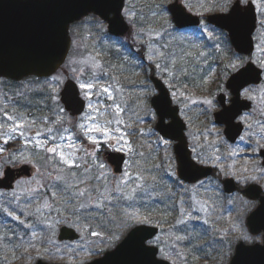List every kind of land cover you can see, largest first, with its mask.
I'll list each match as a JSON object with an SVG mask.
<instances>
[{
  "label": "snow or ice",
  "instance_id": "obj_1",
  "mask_svg": "<svg viewBox=\"0 0 264 264\" xmlns=\"http://www.w3.org/2000/svg\"><path fill=\"white\" fill-rule=\"evenodd\" d=\"M74 2L75 0H65L64 6ZM92 7L101 11L99 5H92ZM213 7L217 5L214 3ZM115 10L117 16L112 22L111 32L117 35L112 36L108 27L98 17L86 18L92 27L84 37V42L77 46L83 52L79 58H73L64 64V68L71 74L70 82L65 89L64 101L69 108L80 105L81 109H87L81 112L75 122L66 119L67 113L65 108L60 106L58 90L51 87L52 83L56 85L63 83L61 74L52 76L50 81H46L50 89L47 99L51 100L54 105L50 116L12 115L6 108H0L4 120L0 122V143L7 144L11 140L19 139L25 147V151H20L19 154L10 153L7 159L0 163V182L4 181L6 175L5 166L32 165L33 160L30 157L33 154L40 158L43 166L42 171L40 168L37 169V175L40 177L38 180L33 177L26 181H16L17 186L30 185L34 182L35 187H25L20 191L13 188L11 198L6 201L8 206L0 203V214L5 217L3 227L0 228V248L7 249L14 258H18L16 253L19 251L21 257L31 261L34 258L30 254L31 251H35L38 257L42 256L37 243L55 245L56 242L51 238L46 239L44 233L50 232L54 235L52 230L55 225L62 222L67 223L68 219L52 220L50 217L53 211L58 217H63L64 212L71 213L76 217V223L80 222L81 217L93 218V213L96 214L94 217L96 219H103L107 216L109 220L118 221L120 228L128 231L121 246L134 244L145 257L142 264H162L164 260L175 264L170 252L165 251V247L176 249L177 244L182 241L192 244L195 240L196 245L194 246L201 251L207 247L206 241L203 245L200 244L202 237L199 233L177 235L172 245L162 247L161 238L142 227L151 224L149 217L141 214L145 202L154 200L158 196L162 197L165 192L171 193V189L164 187L161 191H157L163 184L162 179L155 174L160 166L149 164L145 153L134 149L127 139L126 129L131 128V125L126 124L123 118L127 110V102L122 99L124 88L115 73L126 71L125 65L140 66L143 59H147L154 64L158 75L167 76L169 80L180 81L183 77L192 81L194 86H199L195 83L199 77L203 83H207V77L216 71L214 67H211L210 60L219 58L216 54H222L224 51L221 44L226 45L229 39V33L220 29H228L233 40L241 38L246 29L251 32L257 24L264 29V0H234V2L224 0V3L219 6V14L211 18L219 24L220 28L217 29L215 25H212L209 30V23L200 19L195 21V34L189 36L180 31L190 19L188 14L191 13V7L188 0H176L171 7H169V0H159V3H155L150 8V18L163 20L160 29L151 27L143 15L138 16L136 11L124 7L123 4L116 6ZM169 13H173L174 16L169 18ZM257 13L259 19H257ZM102 14L106 17L105 13ZM121 18L131 26L129 37L137 45L135 49L128 44L127 40L119 37L116 25L122 22ZM84 23L85 21H81L71 31L79 32ZM59 38L60 30L53 24L49 30L46 46L55 50ZM89 40L93 42L87 43ZM202 40L212 41L210 48L214 51L202 47L200 44ZM255 47L264 54V47L259 44ZM140 49H144V52L141 53ZM112 56H115L121 63H112ZM133 57L136 59L134 60ZM223 67L226 70L222 73L223 75L232 73V80L239 82L236 90L237 98L254 100L264 89V84L256 86L249 84V79L253 74L259 78L260 74L264 73V55L254 59L233 53ZM0 71L3 69L0 68ZM169 80H164V83L171 89L173 84L169 83ZM137 87L139 88L138 106L147 108L150 113L149 118L157 121V126L166 133L180 125V121L176 118L178 109L170 107L173 101L179 104L177 93L179 97L188 101L184 105L186 109L189 104L197 103V101H192L191 97L185 96L184 92L179 89L170 93L172 97L170 101L169 94L157 93L146 81H140ZM184 87L186 89L187 85ZM218 90L221 93L219 104L224 109L221 115L224 116L231 110L226 106L230 102L234 104L235 101H231L229 90L222 85H218ZM260 98L264 101V96ZM214 99V97L206 98L199 102L214 109L216 107ZM105 101L111 103H105ZM149 101L155 105V110L151 108ZM167 117L172 118L170 122H166ZM37 119L43 122L42 128L37 127ZM239 119L243 122L245 116L241 115ZM248 127L251 128L252 125L249 124ZM261 130L264 132V125ZM138 131L141 135L145 134L143 128ZM148 131L155 135L151 129ZM78 135L79 139H85L93 146L91 152L82 144L78 146ZM240 140L244 141V137L241 136ZM102 143L114 151L126 152L139 157L131 161L127 169L123 170L122 176L111 185L108 181L110 173L104 171L106 166L96 161V152L99 151ZM155 143L166 147L171 146V141L163 136H158ZM248 147H251L253 152H257L264 148V145L257 140L254 146L249 144ZM29 148L30 151H28ZM4 151L5 149L0 147V155ZM239 154L238 151L233 150L227 153V157H237ZM168 159L170 157L166 156L165 161ZM212 159L217 161L215 167L219 169L218 178L220 176L229 177L241 183L264 180V168L254 165L251 172L247 167L237 170L235 164L225 166L219 163L222 159L219 155L213 156ZM197 162L203 163L204 161L198 160ZM133 168L136 170L129 171ZM93 169L99 171L94 173ZM170 174L175 175V173ZM227 182L230 183L231 180ZM178 184L182 189V194L178 200L174 201V206L178 209L180 216L176 225L202 222V228L208 225L203 228L204 235L215 240L214 231H220L219 229L213 230L210 222V217L217 210L215 200L211 197L198 198L199 194L195 185L189 188L182 181H178ZM200 186H204L203 181L200 182ZM22 197L23 204H21ZM174 197L175 194L172 193L169 199ZM12 205L19 209V214L10 210L9 206ZM114 210L115 216L113 215ZM22 216L24 219H21ZM7 218H11L16 224L9 227ZM88 227L90 228V225ZM235 227L233 225V229ZM140 233L146 234L138 235ZM122 234L123 232L120 233ZM90 235L97 237L101 236V233L90 231ZM120 235H112L103 239L111 243L113 240L120 239ZM234 239L251 244L255 243L258 238L245 231H235ZM220 241H223V237H220ZM230 243L231 241H229V247ZM49 251V248L44 249V252ZM56 251L59 252L60 249L56 248ZM176 254L181 259L185 258L183 252L177 251ZM157 255L160 259H153ZM233 264H240L239 256Z\"/></svg>",
  "mask_w": 264,
  "mask_h": 264
},
{
  "label": "rangeland",
  "instance_id": "obj_2",
  "mask_svg": "<svg viewBox=\"0 0 264 264\" xmlns=\"http://www.w3.org/2000/svg\"><path fill=\"white\" fill-rule=\"evenodd\" d=\"M173 1L174 0H169V4ZM188 2L191 7V12L199 15L202 14L201 17H203V20L206 21L207 15L212 13H219V6L224 3V0H188ZM155 3H159V0H126L125 7L136 11L138 16L143 15L151 27L160 29L161 25L163 24V20L150 18V8ZM214 3L217 5V7L215 8L213 7ZM145 12L148 13V16L144 15ZM168 15L169 18H171V14L169 13ZM91 17L98 16L95 14H90L71 26L70 32L72 36V48L66 63L73 58H79V56L82 54L83 50L78 48L77 46L84 42V37L87 35L88 30L92 27L90 21L86 20V18ZM81 21H85L81 30L77 33H73L71 29ZM103 23L107 27L106 22L103 21ZM194 30L195 28L180 31L184 35L189 36L195 34ZM209 30H211V25H209ZM259 37L260 39L262 38V41L264 43V29H260L259 31L257 29L255 33V40L259 39ZM121 39L127 40L128 44L131 45L133 49L137 47V45H135V43L130 39L129 35L121 37ZM92 42L93 41L91 40L87 41V43L89 44H91ZM211 43L212 41L208 40L200 41L201 46L205 47L206 50L214 51L210 48ZM221 48L224 50L222 54H216V56L219 58L210 60L211 67H214L216 71L207 77V83H203L198 77L195 83L199 86H194V83L192 81H189L183 77H181L180 81H174L169 80L167 76L158 75L154 64H152L147 59H143V63L140 66L125 65L127 69L126 71L115 73L119 77L120 84L124 88L122 99L127 102V110L123 116L125 123L131 125V128L126 129V131L128 132L127 139L131 142L134 149L145 153V156L148 158L149 164L160 166L156 174L164 178L162 189L164 187H166L167 189H171V193L165 192L164 197L166 198V205L160 204L158 205V207L160 209H164L166 207L175 208V211H170L161 215L157 214L158 216H160L159 218L153 213H147L145 207L141 209V214L148 217L154 216L155 218L157 216L156 220L151 219V225H155L160 228V233L157 236L161 238L162 247L172 245L175 240V236L186 235L188 233H199L202 237V239L200 240L201 245H203L205 241L207 242V247L202 251L199 250L197 246H194L196 245L195 240L192 244H188V242L186 241L179 242L176 246V249L165 247V251L170 252V254L172 255V260L175 261V264H228L230 258L234 253L235 245L239 242V240L234 239L235 231H245L253 237H257L258 239L255 242L263 241L262 233L253 234L252 232H250L246 225V217L258 206L259 202L248 200L241 193H237L232 196H226L223 191L222 183L219 180V178H225L223 176H220L218 178L217 175L215 177L204 180L203 187L200 186V182L196 184H187L180 180L177 175V161L174 152V142L170 140V147H166L162 144L158 145L157 143H155L157 141V137L161 136L155 129V124L157 121H153L149 118L150 113L147 108L138 106L137 97L139 88L137 87V85L140 81L148 82L152 86V88L156 90L155 86L149 78L152 70L154 69L156 75L159 78H161L163 81L169 80V83L173 84V88L169 89L171 92L179 89L180 91L184 92L185 96L191 97L192 101H197V103L195 104H189V107L186 109L184 105L185 103H188V101H185L183 98L179 97V93H177L180 102L179 104L174 101L173 102L180 106V114L183 113L181 117L187 123V136L193 152V158L196 161H204L203 163L199 164L215 167L217 161L213 160L212 157L219 155L222 157L219 163H222L225 166L235 164V168L237 170L243 167H247L251 172L254 165L260 168H264L262 165V158L260 156V150L263 148H261L257 152H253V149L251 147H248L249 144H252L254 146L257 140H259V142L264 145V132H262L261 130L262 125H264V116H262L263 114L261 113L259 114V111L257 109V107L261 105L259 100L264 93V89L261 90L256 99L250 100L254 103L253 108L249 111H245L242 114L243 116H245V120L242 122L245 126V131L241 135L244 137V141H241L239 138L236 143L229 142L224 134V126L215 122L214 113L221 110L222 108L218 100V96L220 94L218 85H222L224 88H226L225 82L232 74H222L226 70L221 69L220 65H222V63L223 65L226 64L233 54L230 52L227 42L226 45L221 44ZM140 51L141 53H143L144 49H140ZM233 53L236 52L233 51ZM126 54H128L127 51ZM239 55L245 58L255 59L261 57L263 54L256 49L255 53L251 56H244L241 54ZM111 58H115L117 60L116 62L112 61V63H121V61H119L115 56H112ZM133 59L135 60L136 58L133 57ZM219 62L220 64H218ZM58 74L62 75L63 83L60 85L52 83L51 87L58 90L60 98V92L64 86V83L71 77V74L69 70L64 68V65L53 76H56ZM51 77L37 78L35 76H30L24 78L22 81H12L6 78H0V108H6V110L9 111V114L12 115L24 114L27 117H40L41 110L39 107L45 106L47 100L48 104H50L49 114L51 115L54 105L51 100L47 99L50 89L46 84V81H50ZM263 83L264 81L261 84ZM184 85H187L186 89ZM52 94L55 95L56 93ZM34 95H36V100L32 99V96ZM39 95L41 98H39ZM229 95L230 97H232L230 91ZM213 97L215 98L214 103H216V107L214 109H210L208 105L199 102L203 99ZM59 103L61 107H64L60 100ZM105 103L111 102L105 101ZM149 103L151 108L154 110L151 101H149ZM85 111H87V109ZM78 118H71L67 113L66 119H71L73 122H75ZM238 120L241 121L240 119ZM0 122H4L2 113H0ZM249 124L252 125L251 128L248 127ZM37 127H43V122L39 119H37ZM140 128L145 129L144 135H141L139 133L138 129ZM149 129L155 132V135L150 134L148 131ZM216 133H219V135H216ZM16 141L21 140H11L8 143ZM7 144L0 143V147H3L5 149L4 153L0 155V163H3V161L7 159L8 155L10 154V152H8V150L6 149ZM80 144H82L84 148L89 152H91L93 149V146L87 140L79 139L78 135V146ZM105 148L107 147L102 143L100 145L99 151L96 152V161L97 163H103L106 166L104 171L110 173L108 181L111 185V183H113L117 178L121 177L122 174H114L112 168L104 160L103 151L105 150ZM193 149H195V151H193ZM30 150L31 149L29 148L28 151ZM233 150L238 151L240 153L239 156L227 157V153ZM20 151H25L23 142L21 149L16 152V154H19ZM126 154L128 156V160L125 164V169H127V166L131 161L139 159V157L132 156L129 153ZM166 156L170 157V159H168L167 161H165ZM30 158L33 160L32 166L34 168V173L30 178H22L20 180L26 181L32 179L33 177L38 180L40 178L37 175V169L40 168L41 171L43 170L42 161L38 156L34 154ZM89 163H91V160H89ZM6 167L7 166H5V168ZM165 169H169V171L166 172ZM216 169L218 173L219 169L217 167ZM135 170V168L129 169V171ZM97 171L99 170L93 169L94 173ZM170 173H175V175H171ZM178 181H182L183 184L189 188L195 185L196 190L199 194L198 198L203 197L204 199H208L211 197L215 200L217 210L210 217V222L213 230H220L218 232L214 231V235L216 236L215 240H213L209 236L204 235L203 228L208 227V225H204L202 228V222H191L189 225H176V221L180 218V216L178 213V209L174 206V201L178 200L182 194V189L179 188ZM251 182L257 183L264 187V180L248 181L247 183L238 182V184L243 187ZM35 186L36 185L33 182L30 185H16L15 188H17V191H20L25 187ZM0 193H3V195H0V203H4L3 200H5V197H7L8 199L11 198V191ZM172 193L175 194V197L173 199H169V196ZM94 195L95 194L93 193V196ZM23 202L24 201L22 197L21 204H23ZM11 210H13V208H11ZM16 212L17 214H19L18 211ZM95 215L96 214L93 213V218L91 219H84L83 217H81L80 222L76 223V217L71 213L64 212L63 217H58L57 213L53 211L50 217L52 220H56L58 218L68 219L67 223L62 222L55 225V228L52 230V232H54V235L50 232L44 233L46 239L51 238L56 242L55 245L53 246L48 245L47 243H37V248L40 249L42 256L38 257L35 251H31L30 254L34 257L31 261H28L25 257L18 256L16 264H36L38 260L58 264H85L86 262L91 261L94 258L100 257L105 251L115 248V246L126 236L128 231L121 229L118 221L109 220L107 216H105L103 219H96L94 218ZM113 215H116L115 210L113 211ZM21 219H24V217L22 216ZM7 220L10 221L8 222L9 224H12L11 218H8ZM62 224H69L71 226L75 224V226L73 227L77 228L82 233V239L75 242H59L57 237L59 227ZM88 225H90V228L88 227ZM173 225H176V227H173ZM233 225L236 226L235 229H233ZM90 231L99 232L101 233V236L93 237L90 235ZM121 232H123L122 235H120ZM112 235H120V239L113 240L111 243H109L106 239H103ZM220 237H223L222 242L220 241ZM229 241H231L230 247ZM45 248H49L50 251L44 252ZM56 248H59L60 251L57 252ZM177 251L183 252L185 258L181 259L180 257H178L176 254Z\"/></svg>",
  "mask_w": 264,
  "mask_h": 264
},
{
  "label": "water",
  "instance_id": "obj_3",
  "mask_svg": "<svg viewBox=\"0 0 264 264\" xmlns=\"http://www.w3.org/2000/svg\"><path fill=\"white\" fill-rule=\"evenodd\" d=\"M125 2L126 0H75L71 5L64 6L65 0H0V68L3 69V71H0V77L19 81L29 76L42 78L53 75L66 62L69 56L72 47L71 25L89 14H95L107 23L110 34L116 36L117 33L111 32L112 22L116 20L117 16L115 9L120 4L125 7ZM175 2L176 0L172 3ZM172 3L169 4V7H171ZM92 5H99L101 11H97L96 7H92ZM85 9L87 10L85 11ZM102 13H105L106 17ZM218 14H209L206 21L220 28L219 24H216L211 19ZM171 15L174 16L173 13ZM188 15L190 19L184 28L196 27L195 21L200 20L201 17L193 13ZM256 15L258 19V13ZM121 19L122 22L116 25L119 37L130 33V25L126 20ZM173 22L175 23L174 20ZM53 24L60 30V38L55 50L46 46L49 30ZM257 28L258 24L251 32L246 29L243 36L238 40L232 39V34L228 29L221 30L229 33L230 43L236 53L249 56L256 49L255 32ZM232 75L226 82V88L230 90L232 94L231 101H235V103H230L226 106L231 110L226 112L224 116L221 115L224 110L223 107L220 111L215 112L214 116L216 123L225 125L224 133L227 139L231 142H236L244 130L243 123L237 121V119L244 111L252 108V101L242 97L237 98L236 90L239 87V82H234ZM263 76L264 73H261L259 78L253 74L249 79V84L252 86L259 85L263 80ZM150 78L158 93L161 95L169 94L168 98L171 101L170 90L164 81L157 77L154 72H152ZM69 82L70 79L65 83L61 91V101L72 116H79L85 108L81 109L80 105H74L69 108L64 101L65 89ZM220 95L218 100H220ZM152 105L155 109V105ZM170 107L178 109L176 118L180 121V125L175 129L168 130L167 133L161 131L157 123L155 128L164 138L175 142L174 151L178 163V176L188 183H195L215 174L212 166L201 165L193 159L186 134L187 124L180 116L179 106L172 102ZM171 119V117H167L166 122H170ZM21 146V142H16L11 150L17 151ZM261 156L263 157L264 165V149L261 150ZM105 160L113 167L116 174H120L123 172L127 156L123 152L108 149L105 152ZM4 171L6 175L4 181L0 182V190H11L14 188V182L17 179L22 176L30 177L33 169L31 165H22L17 168L8 166ZM229 180H231L230 183L227 182ZM222 182L224 191L228 194L240 191L251 200H259V205L248 215L246 224L253 234L263 233L262 243L248 244L242 241L238 242L229 264H233L238 256L240 264H264V188L257 183H251L245 188H240L236 180L229 177L223 179ZM142 227L156 235L159 232V227L154 225L148 224ZM145 234L140 233L138 235ZM80 238L81 234L76 229L66 225L60 227L59 240L75 241ZM124 239L114 249L105 252L103 256L95 258L86 264H142V261L145 260L143 254L139 252L134 244L122 247ZM153 259L159 260L160 258L157 255ZM36 264L58 263L39 260ZM162 264L171 263L164 260Z\"/></svg>",
  "mask_w": 264,
  "mask_h": 264
},
{
  "label": "trees",
  "instance_id": "obj_4",
  "mask_svg": "<svg viewBox=\"0 0 264 264\" xmlns=\"http://www.w3.org/2000/svg\"><path fill=\"white\" fill-rule=\"evenodd\" d=\"M145 16L147 15L148 16V13L147 12H145V14H144ZM261 28H260V26H258V31L260 30ZM225 32V31H224ZM260 45L261 47H264V43H263V41H262V38L260 39V37H259V39H256V45ZM227 45H228V47H229V50H230V52L233 54V48H232V46H231V43H230V40L228 39V41H227ZM264 55V54H263ZM111 60L113 61V62H116L117 60L115 59V58H111ZM213 62V61H212ZM218 64H220V62L218 63ZM220 67H221V69H224V67H223V63H222V65H220ZM225 70V69H224ZM228 74H230V73H228ZM264 84V83H263ZM262 96H264V93H263V95ZM36 98V95H34V96H32V99H34V100H36L35 99ZM39 98H41L40 97V95H39ZM260 101V103H261V105L259 106V107H257V109H258V111H259V114L261 113V114H263L262 116H264V101H262L261 99L259 100ZM40 108V110H41V115L40 116H43V115H50L49 114V108H50V104H48V101L46 100V103H45V106H40L39 107ZM260 109H262V110H260ZM264 118V117H263ZM156 174V173H155ZM157 175V174H156ZM159 178H161L162 179V181L164 180V178L163 177H161L160 175H157ZM162 186H163V184H162ZM162 186H161V188H159V189H157V191H161L162 190ZM165 196V194L162 196V197H160V196H158V197H156V198H154V200H150V201H146L145 202V209H146V212L147 213H153V214H155V215H157V214H165V213H168V212H172V211H175V208H172V207H166V208H164V209H160L159 207H158V205H166V198L164 197ZM160 201H162V202H160ZM5 204V206H8L7 205V203H4ZM10 207V206H9ZM11 209V208H10ZM159 210V211H158ZM149 215V214H148ZM158 216V215H157ZM157 216H156V218H157ZM160 216H158V218H159ZM1 218H3V219H1ZM156 218L153 216H149V219L151 220H156ZM8 219V218H7ZM4 220H5V217L2 215V214H0V228H2L3 227V224H4ZM8 222H10V221H8ZM16 224V222L14 221V222H12V224H9V227H12V226H14ZM22 230V229H21ZM20 254V252L19 251H17V253H16V257H18V256H20L19 255ZM16 260H17V258H14L13 257V255H12V253L11 252H9L7 249H4V248H0V264H16ZM18 264V263H17Z\"/></svg>",
  "mask_w": 264,
  "mask_h": 264
},
{
  "label": "flooded vegetation",
  "instance_id": "obj_5",
  "mask_svg": "<svg viewBox=\"0 0 264 264\" xmlns=\"http://www.w3.org/2000/svg\"><path fill=\"white\" fill-rule=\"evenodd\" d=\"M152 71H155L154 69L152 70ZM150 78V77H149ZM225 84H226V82H225ZM254 104V103H253ZM254 106V105H253ZM71 118H74V119H76V118H78V117H72V116H70ZM14 143L15 142H10V143H8L7 145H6V149L8 150V152H10V153H13V152H18V151H12L11 150V148L13 147V145H14ZM175 144V143H174ZM189 145H190V142H189ZM191 148V147H190ZM108 148H105V150L103 151V157L105 156V152H106V150H107ZM264 149V148H263ZM263 149H261V150H263ZM261 150H260V156H261ZM4 192H6V191H4Z\"/></svg>",
  "mask_w": 264,
  "mask_h": 264
}]
</instances>
